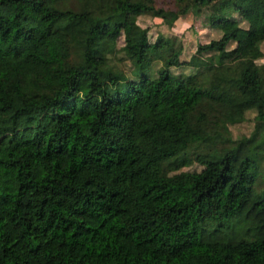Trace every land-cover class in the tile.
<instances>
[{
    "label": "trees",
    "instance_id": "trees-1",
    "mask_svg": "<svg viewBox=\"0 0 264 264\" xmlns=\"http://www.w3.org/2000/svg\"><path fill=\"white\" fill-rule=\"evenodd\" d=\"M187 12L218 34L186 60L136 21ZM263 43L264 0H0V264H264ZM127 48L138 73L118 65ZM177 91L190 105L152 118L163 139L142 150L140 109ZM252 103L250 130L225 133ZM150 161L199 164L189 198L146 181ZM189 210L194 243L164 239Z\"/></svg>",
    "mask_w": 264,
    "mask_h": 264
},
{
    "label": "rangeland",
    "instance_id": "rangeland-1",
    "mask_svg": "<svg viewBox=\"0 0 264 264\" xmlns=\"http://www.w3.org/2000/svg\"><path fill=\"white\" fill-rule=\"evenodd\" d=\"M226 2V1H224ZM223 2V3H224ZM128 17L126 10L114 14L106 19L109 27L120 26ZM136 21L141 26H147L148 35L153 38L157 33L168 37L167 46L170 50L179 51V59L186 60L193 52L197 42H204L218 34V30L206 27L204 18L201 14L192 15L187 12L183 16L175 18L173 21H166L157 16L141 14L136 18ZM263 56L258 62H264V43L262 44ZM125 59L120 58L118 65L126 75L138 73L143 68V63L137 60L134 52L127 48L121 54ZM196 79L206 85L208 73L203 67L195 69ZM192 99L185 95L182 91H177L172 94L166 101L159 104L147 103L139 111L137 116V125L134 132V140L137 145L146 152L151 151V146L154 143L162 141V133L158 128L151 125V120L155 116H171L174 109L182 110L187 108ZM261 112L256 103H252L244 108V120L239 122H228L221 119L220 126L225 133L235 137L241 133H247L252 127L253 115ZM200 169V165L192 162L191 164L182 167L178 172L166 177L161 176L158 170L157 163L150 161L144 179L146 181H156L166 179L174 185V190L171 194V202H183L190 196L191 185L195 176ZM223 194L216 197L217 205L222 200ZM203 211L207 212L206 208ZM196 231L195 212L189 210L185 217V222L179 232L175 233L170 229L162 233L164 239L175 244L194 243V234Z\"/></svg>",
    "mask_w": 264,
    "mask_h": 264
}]
</instances>
